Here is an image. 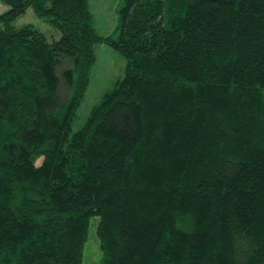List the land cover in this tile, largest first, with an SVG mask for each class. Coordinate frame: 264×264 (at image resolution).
Wrapping results in <instances>:
<instances>
[{"label": "trees", "instance_id": "16d2710c", "mask_svg": "<svg viewBox=\"0 0 264 264\" xmlns=\"http://www.w3.org/2000/svg\"><path fill=\"white\" fill-rule=\"evenodd\" d=\"M0 1V264H81L93 218L99 264H264V0H118L106 35ZM96 43L123 77L74 129Z\"/></svg>", "mask_w": 264, "mask_h": 264}, {"label": "rangeland", "instance_id": "374dc122", "mask_svg": "<svg viewBox=\"0 0 264 264\" xmlns=\"http://www.w3.org/2000/svg\"><path fill=\"white\" fill-rule=\"evenodd\" d=\"M117 3L118 0H89V8L100 34L106 35L113 31L116 24ZM7 9L8 5L0 1V13ZM12 24L15 27L30 24L43 31L50 39L57 35L55 28L46 19L38 17L30 7L17 16ZM94 52L95 59L91 67L89 81L76 109V118L73 122L74 129L79 128L84 123L91 108L99 102L104 93L113 88L116 81L123 77L125 59L122 55L105 43H96ZM40 161L41 158H38L36 162L40 163ZM96 220V218L91 219L81 264H99L101 253L95 234Z\"/></svg>", "mask_w": 264, "mask_h": 264}]
</instances>
